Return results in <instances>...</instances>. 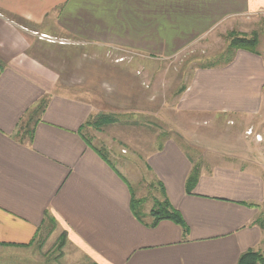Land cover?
Returning a JSON list of instances; mask_svg holds the SVG:
<instances>
[{"label":"crops","instance_id":"0c3cea01","mask_svg":"<svg viewBox=\"0 0 264 264\" xmlns=\"http://www.w3.org/2000/svg\"><path fill=\"white\" fill-rule=\"evenodd\" d=\"M259 16L264 0H0V264H46L34 245L47 226L90 264H237L246 252L264 254L261 163L200 167L168 139L143 165L158 185L153 198L167 199L183 227L169 220L150 227L149 216L141 222L129 181L92 149L85 132L94 107L58 93L59 74L30 49L15 21L45 38L166 62L218 31L245 33ZM223 61L191 71L175 104L179 115L260 113L264 58L237 50L229 64ZM28 117L30 138L20 130ZM194 167L198 180L187 193Z\"/></svg>","mask_w":264,"mask_h":264},{"label":"rangeland","instance_id":"374dc122","mask_svg":"<svg viewBox=\"0 0 264 264\" xmlns=\"http://www.w3.org/2000/svg\"><path fill=\"white\" fill-rule=\"evenodd\" d=\"M15 21L26 29L30 49L43 53L59 74L58 93L89 102L94 116L113 117V124L100 130L89 126L85 132L129 181L135 198L142 200L139 212L143 216L158 188L144 169V158L168 139L176 140L200 167L222 163L249 168L251 162L264 166V99L256 116L204 117L175 111L191 71L219 63L235 35H255L254 50L264 58V16L249 21L245 33L218 31L166 62L143 59L120 48L84 47L66 38H45L35 32L34 25L20 18ZM261 214L264 230V208ZM47 228L42 244L38 239L34 245L46 264H90L62 247L61 236H52L51 227Z\"/></svg>","mask_w":264,"mask_h":264},{"label":"trees","instance_id":"16d2710c","mask_svg":"<svg viewBox=\"0 0 264 264\" xmlns=\"http://www.w3.org/2000/svg\"><path fill=\"white\" fill-rule=\"evenodd\" d=\"M256 46H257V37L255 35H252L251 38H246L245 36L235 35L234 37L230 39L229 47L226 50V53H223L224 56L221 57L222 59H224L221 65L225 66L229 64L232 61L233 55L237 50H244L252 54L258 55V53L255 52L254 50ZM46 104H47V101L42 99L39 103L38 110L41 112L42 109L46 106ZM114 122L115 121L113 120L112 116L105 115V114H99L97 116L90 118L86 122L85 125L87 127L93 126L94 128L100 130L102 126L110 125V124H113ZM20 130H23L24 135H28L29 138L31 137L29 117H28L26 125L24 127L21 126ZM86 141L89 143L88 140ZM92 149L97 154H99L105 161H107L106 156L102 150L95 148V147H92ZM198 176H199V173H198L197 167H194L186 179L185 189L187 193H190L191 190L196 185ZM141 201L142 200H137L132 193L131 195L132 212L138 220L143 222V218L145 216H143L139 212V205ZM147 216L152 218V220L149 223H146L150 227H154L161 220H169L183 227L182 219L179 213L170 206L167 199L158 201L153 198V205L151 209L149 210ZM64 240H65L64 234H61V243H60L61 246L63 245ZM257 261H264V254H259V253L249 251V252H246L240 255V257L238 258L237 264H254Z\"/></svg>","mask_w":264,"mask_h":264},{"label":"built area","instance_id":"2783aa9c","mask_svg":"<svg viewBox=\"0 0 264 264\" xmlns=\"http://www.w3.org/2000/svg\"><path fill=\"white\" fill-rule=\"evenodd\" d=\"M254 264H264V261H257Z\"/></svg>","mask_w":264,"mask_h":264}]
</instances>
